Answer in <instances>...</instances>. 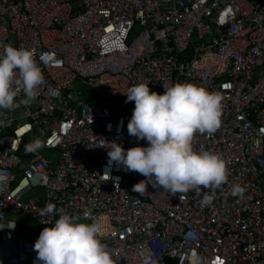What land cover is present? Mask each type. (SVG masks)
<instances>
[{"label":"built area","instance_id":"built-area-1","mask_svg":"<svg viewBox=\"0 0 264 264\" xmlns=\"http://www.w3.org/2000/svg\"><path fill=\"white\" fill-rule=\"evenodd\" d=\"M6 44L37 50L44 83L0 127V264H40L49 202L98 220L117 264H193V252L202 264H264V0H0V52ZM140 81L223 96L220 128L193 142L228 161L209 203L208 189L134 192L145 178L99 146H147L128 134L134 102L123 94ZM36 136L44 146L26 151Z\"/></svg>","mask_w":264,"mask_h":264},{"label":"clouds","instance_id":"clouds-1","mask_svg":"<svg viewBox=\"0 0 264 264\" xmlns=\"http://www.w3.org/2000/svg\"><path fill=\"white\" fill-rule=\"evenodd\" d=\"M40 61H47V54H40ZM44 83V74L37 61L35 48L3 46L0 52V127L9 126L6 113L20 104H28L38 95ZM149 81L130 86L125 103L134 102L132 115L127 123L130 136L146 140L124 149L115 140H103L101 147L108 149L109 163L116 162L128 171H135L145 179L132 186L134 192H144L148 184L160 187L182 199L189 192L208 189L201 201L209 203L215 193L228 182V161L214 150L193 147L197 133L213 135L221 126L223 96L200 84L189 81L163 84V93L149 89ZM25 99L17 102L19 92ZM44 141L34 137L26 146L28 152H38ZM109 178V177H108ZM107 178V179H108ZM245 191L234 184L232 195ZM45 226L33 244L40 264H117L120 249L110 248L102 240V225L88 215L71 214L49 202L40 213ZM50 225V226H49ZM193 264H202L201 257L193 252ZM151 264H157L152 260Z\"/></svg>","mask_w":264,"mask_h":264},{"label":"rangeland","instance_id":"rangeland-1","mask_svg":"<svg viewBox=\"0 0 264 264\" xmlns=\"http://www.w3.org/2000/svg\"><path fill=\"white\" fill-rule=\"evenodd\" d=\"M19 101L20 100H17V102H19ZM106 106L110 108L111 107V104L110 103H106ZM49 153H50V151H48V150H41V154H43L44 156H47ZM31 194H32V192L30 190H26L23 193V196H22V199L21 200H23L26 197H29Z\"/></svg>","mask_w":264,"mask_h":264}]
</instances>
